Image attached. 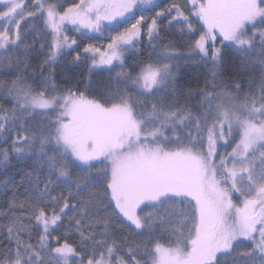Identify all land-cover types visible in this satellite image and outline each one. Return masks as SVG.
<instances>
[{
    "label": "snow or ice",
    "instance_id": "6c2138e0",
    "mask_svg": "<svg viewBox=\"0 0 264 264\" xmlns=\"http://www.w3.org/2000/svg\"><path fill=\"white\" fill-rule=\"evenodd\" d=\"M0 76V264H264V0H0Z\"/></svg>",
    "mask_w": 264,
    "mask_h": 264
},
{
    "label": "trees",
    "instance_id": "16d2710c",
    "mask_svg": "<svg viewBox=\"0 0 264 264\" xmlns=\"http://www.w3.org/2000/svg\"><path fill=\"white\" fill-rule=\"evenodd\" d=\"M68 2H72V0H68ZM165 21H163V23L161 24L162 27V32H161V38H162V43L166 44L168 42H174V43H181V38L176 35V29H172L171 31L164 27L165 25ZM25 27H27V25H25ZM29 42H31V37L29 38ZM37 48H39V44L36 45ZM46 51V49H45ZM181 51H183V49H181ZM146 55V52H145ZM64 59H68L70 60L71 57H66ZM43 60V56H37V57H33V63H38L40 61ZM83 69L82 68H74L69 66L62 74H60L57 78V83L58 85L64 86L65 85V79L68 78L70 83L74 84V78L76 75L79 74V72H81ZM178 71L181 74V82L182 83H188L190 82L191 85L193 87H195L196 84V77L202 76L204 69L196 62V61H189V62H181L180 67L178 69ZM57 72H60V68H57ZM4 79H8L11 80L12 77H3L0 76V80H4ZM202 83V80H201ZM230 150V149H229ZM17 179H19V177H17ZM11 193H9L10 195ZM6 199L5 196L0 195V205L4 204V200ZM6 206V205H4ZM147 210V209H145ZM55 234V233H54ZM163 242V241H162Z\"/></svg>",
    "mask_w": 264,
    "mask_h": 264
},
{
    "label": "rangeland",
    "instance_id": "374dc122",
    "mask_svg": "<svg viewBox=\"0 0 264 264\" xmlns=\"http://www.w3.org/2000/svg\"><path fill=\"white\" fill-rule=\"evenodd\" d=\"M72 2H73V0H72ZM158 2H159V4H160V6L161 7H163V6H165V5H167V4H170V3H172L173 2V0H158ZM64 7H67V3H64ZM61 11L63 10L62 8L60 9ZM154 14V12H150V13H147V15L149 16V18L151 17V15H153ZM166 22V21H165ZM163 23V21H161V24ZM70 36L71 35H74V33H71V32H69L68 33ZM98 35V34H97ZM89 42H91V41H84V43H89ZM97 43H99L100 41H96ZM217 45H219V42L217 41ZM81 46H83V45H81Z\"/></svg>",
    "mask_w": 264,
    "mask_h": 264
},
{
    "label": "bare ground",
    "instance_id": "6f19581e",
    "mask_svg": "<svg viewBox=\"0 0 264 264\" xmlns=\"http://www.w3.org/2000/svg\"><path fill=\"white\" fill-rule=\"evenodd\" d=\"M166 23V22H165Z\"/></svg>",
    "mask_w": 264,
    "mask_h": 264
}]
</instances>
